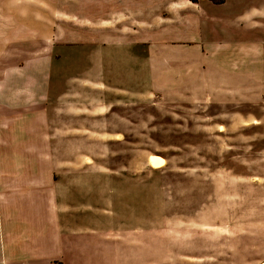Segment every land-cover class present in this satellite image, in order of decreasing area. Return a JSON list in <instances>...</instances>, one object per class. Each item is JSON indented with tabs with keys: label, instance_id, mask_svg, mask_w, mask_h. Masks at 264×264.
<instances>
[{
	"label": "rangeland",
	"instance_id": "obj_1",
	"mask_svg": "<svg viewBox=\"0 0 264 264\" xmlns=\"http://www.w3.org/2000/svg\"><path fill=\"white\" fill-rule=\"evenodd\" d=\"M263 4L0 0V93L33 67L48 114L0 98V165L30 168L0 173L56 198L79 264H264Z\"/></svg>",
	"mask_w": 264,
	"mask_h": 264
},
{
	"label": "crops",
	"instance_id": "obj_2",
	"mask_svg": "<svg viewBox=\"0 0 264 264\" xmlns=\"http://www.w3.org/2000/svg\"><path fill=\"white\" fill-rule=\"evenodd\" d=\"M260 16L257 9L254 8L251 17L248 18V25L260 24L258 20ZM21 40L22 45L11 46L9 40L2 39V42L6 43V47L15 49L11 58L13 60L25 58V56H35L36 48L27 51L24 47L25 39ZM14 68H11V72L6 76L5 81L8 87L5 92L0 93V98L6 97L7 107L17 113L20 111L37 112V110L43 109L47 117L46 104L40 102L39 98L36 100L37 97L46 93L47 88L43 85L38 88L33 85L26 86L29 81V68H34L30 66L22 69ZM43 69L45 70V67ZM31 101L39 102L41 105L38 106V109H25ZM20 108L23 109L19 111ZM15 118L16 115H10L8 121L17 122ZM11 127L14 126H8L6 129L4 126L0 127V133L10 132ZM34 131L36 132V130ZM25 168L30 169L29 165L13 167L0 165V172L3 170L22 172ZM4 174L0 173V264H53L54 261L58 262L57 264H79L78 249H74L71 245L64 246L61 243L64 232L61 229L59 216L53 214V210L58 209L56 198L48 197L45 191L41 190L38 195H24L22 191L19 193L22 189H19L18 186L21 184L19 175L11 172L15 178L7 179ZM46 183L47 180L42 181L44 187ZM48 187L50 188L49 184ZM47 206L52 210L49 214L46 212Z\"/></svg>",
	"mask_w": 264,
	"mask_h": 264
},
{
	"label": "bare ground",
	"instance_id": "obj_3",
	"mask_svg": "<svg viewBox=\"0 0 264 264\" xmlns=\"http://www.w3.org/2000/svg\"><path fill=\"white\" fill-rule=\"evenodd\" d=\"M158 158L159 157H157V156H153V155L150 156L149 159H150L152 166H158L159 165Z\"/></svg>",
	"mask_w": 264,
	"mask_h": 264
},
{
	"label": "trees",
	"instance_id": "obj_4",
	"mask_svg": "<svg viewBox=\"0 0 264 264\" xmlns=\"http://www.w3.org/2000/svg\"><path fill=\"white\" fill-rule=\"evenodd\" d=\"M192 2H195V0H191ZM222 1V0H221ZM58 262L54 261L53 264H57Z\"/></svg>",
	"mask_w": 264,
	"mask_h": 264
}]
</instances>
